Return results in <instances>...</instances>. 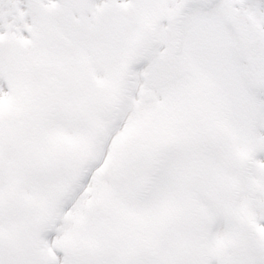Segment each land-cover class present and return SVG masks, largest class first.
I'll return each instance as SVG.
<instances>
[{
	"label": "snow or ice",
	"instance_id": "obj_1",
	"mask_svg": "<svg viewBox=\"0 0 264 264\" xmlns=\"http://www.w3.org/2000/svg\"><path fill=\"white\" fill-rule=\"evenodd\" d=\"M0 264H264V0H0Z\"/></svg>",
	"mask_w": 264,
	"mask_h": 264
}]
</instances>
